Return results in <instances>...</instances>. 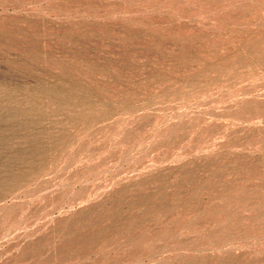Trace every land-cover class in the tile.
<instances>
[{"label":"rangeland","instance_id":"obj_1","mask_svg":"<svg viewBox=\"0 0 264 264\" xmlns=\"http://www.w3.org/2000/svg\"><path fill=\"white\" fill-rule=\"evenodd\" d=\"M0 264H264V0H0Z\"/></svg>","mask_w":264,"mask_h":264}]
</instances>
